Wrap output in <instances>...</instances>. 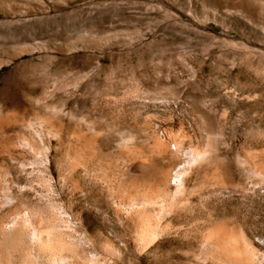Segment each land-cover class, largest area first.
Segmentation results:
<instances>
[{"label": "rangeland", "instance_id": "1", "mask_svg": "<svg viewBox=\"0 0 264 264\" xmlns=\"http://www.w3.org/2000/svg\"><path fill=\"white\" fill-rule=\"evenodd\" d=\"M0 264H264V0H0Z\"/></svg>", "mask_w": 264, "mask_h": 264}]
</instances>
